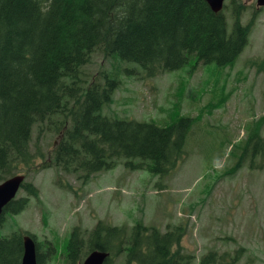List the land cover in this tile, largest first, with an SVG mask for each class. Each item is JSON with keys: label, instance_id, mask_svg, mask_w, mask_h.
<instances>
[{"label": "trees", "instance_id": "obj_1", "mask_svg": "<svg viewBox=\"0 0 264 264\" xmlns=\"http://www.w3.org/2000/svg\"><path fill=\"white\" fill-rule=\"evenodd\" d=\"M241 7L232 9L236 24L229 34L223 13H214L205 0H0V183L33 168L32 130L40 125L59 137L53 151V166L59 170L88 180L123 162L132 172L168 175L187 155L199 120L181 115L160 126L104 116L120 82L106 73L103 83L87 84L82 67L96 51L138 64L149 77L187 66L193 74L200 64L234 67L250 31L240 23ZM217 83L222 89L216 87L203 112L222 108L231 96L227 82ZM180 102L172 109L179 110ZM260 127L259 120L249 123V137L232 147L230 155L238 159L234 170L249 155L253 163L264 155ZM22 190L27 197L13 200L7 215L22 213L31 198L40 196L33 183ZM104 226L93 233L90 250L125 253V264L181 263L173 252L175 234L138 227L127 236L122 229ZM25 234L18 229L0 235V264L22 263ZM85 254V242L74 232L67 263L80 264ZM44 256L38 246L39 264Z\"/></svg>", "mask_w": 264, "mask_h": 264}, {"label": "rangeland", "instance_id": "obj_2", "mask_svg": "<svg viewBox=\"0 0 264 264\" xmlns=\"http://www.w3.org/2000/svg\"><path fill=\"white\" fill-rule=\"evenodd\" d=\"M241 1L249 8L242 16V23L248 24L256 0ZM260 12L236 66L224 72L212 65L200 66L193 75L184 68L148 77L138 64L118 57L106 59L101 52L93 55L91 62L82 68L87 84L99 80L104 73L120 80L113 103L103 108L104 115L155 122L160 126L181 115L192 116L199 119L200 128L206 131L190 136L187 155L162 179L149 172H132L121 163L85 180L75 172L44 167L46 163L52 165L59 137L46 128L36 127L31 151L38 167L22 174L29 173L27 181L40 189V201L31 199L24 212L7 216L3 235L20 228L44 245L55 242L56 253L48 255L50 259L44 264H67L65 241L71 227L82 222V230H91L92 216L96 213L97 220L116 226L141 222L162 231L168 225L182 226L185 235L181 247L194 256L193 264H199L207 252L217 254L216 264L222 254H226L224 261L228 263L231 258H237L236 264H264V163L259 159L253 168L248 163L236 175L224 176L234 163L227 156L228 146L220 148L221 140H230L225 129L231 131L234 136L231 140L237 142L253 118L261 122L264 137V72L257 65L264 60V9ZM228 22L232 30V18ZM220 79L222 84L227 82L226 90L232 94L230 100L219 110L203 112ZM222 94L221 91L215 99ZM179 101L180 111L173 110ZM214 130L220 133L217 143ZM118 189L119 197L111 196ZM136 207V211L131 210ZM43 212L47 213V219L44 214L40 220ZM66 225L70 231L65 239ZM52 229L57 232L56 239L50 236Z\"/></svg>", "mask_w": 264, "mask_h": 264}, {"label": "water", "instance_id": "obj_3", "mask_svg": "<svg viewBox=\"0 0 264 264\" xmlns=\"http://www.w3.org/2000/svg\"><path fill=\"white\" fill-rule=\"evenodd\" d=\"M211 8L218 12L222 9L224 0H206ZM259 5H264V0H259ZM25 180L24 176H15L0 185V217L4 208L16 197ZM25 255L22 264H37V250L34 241L26 237L24 240ZM107 255L93 253L85 264H103Z\"/></svg>", "mask_w": 264, "mask_h": 264}]
</instances>
